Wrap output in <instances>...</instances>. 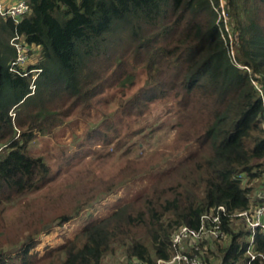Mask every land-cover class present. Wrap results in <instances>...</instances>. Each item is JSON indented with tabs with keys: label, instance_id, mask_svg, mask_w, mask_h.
Wrapping results in <instances>:
<instances>
[{
	"label": "trees",
	"instance_id": "1",
	"mask_svg": "<svg viewBox=\"0 0 264 264\" xmlns=\"http://www.w3.org/2000/svg\"><path fill=\"white\" fill-rule=\"evenodd\" d=\"M25 1L30 12L18 23L0 16V264H105L116 250L127 260L158 264L176 251L171 236L181 225H218L225 235L200 241L195 255L205 264H246L251 230L238 214L249 209L250 181L264 178V0L224 6L237 31L236 58L218 18L220 0ZM15 32L33 47L32 93L31 74L9 70ZM114 99V111L100 108ZM152 104L167 117L152 130L171 121L168 128L182 141L176 148L185 150L180 158L101 190L103 180L63 186L55 200L54 191L39 193L56 173L31 142L65 124L70 109L83 118L92 108L87 141L107 145L114 135L119 149L122 123L138 120ZM14 106L20 108L11 115ZM135 178L148 185L118 196L101 216L61 233L58 243L37 248L40 233L79 217L90 204L97 207ZM11 202L19 210L6 217ZM254 241L250 264H264V233L256 231Z\"/></svg>",
	"mask_w": 264,
	"mask_h": 264
},
{
	"label": "rangeland",
	"instance_id": "2",
	"mask_svg": "<svg viewBox=\"0 0 264 264\" xmlns=\"http://www.w3.org/2000/svg\"><path fill=\"white\" fill-rule=\"evenodd\" d=\"M220 2L221 5L228 6V0H220ZM225 12L228 14L226 7ZM219 16L223 17V12L221 10L219 11ZM227 22L228 36H230V54L232 58H236L235 48L233 46L234 39L232 38H234L233 36L236 35L237 31L234 30L233 20L228 19ZM231 27H233V31ZM37 56L38 53H33L31 59L36 62ZM138 86L139 82H136L130 90H135ZM35 89L36 87H34V90ZM34 90L31 89V93ZM116 105V99H114L101 105L100 108L102 110L105 109L104 112H110L114 111ZM18 109L14 106L11 115ZM93 111L92 108L87 109L85 112L87 114H83V119L79 115L80 111L78 109H70L65 124L53 128L49 135L37 136L31 142L32 148L42 150L47 162L56 173L48 186L44 187L39 193L46 194L50 191H54L53 196L55 200L56 195L60 191L59 188H63V186L69 187L74 183L90 184L103 180L101 183L97 184V190H101L106 185L110 184L111 181H118L126 174H133L140 170L144 171V169H147V172H154L163 166L165 167L170 160L180 158L185 151L183 148H176L177 146H181L182 141L173 137L175 131L173 128H168L171 121L166 120V124L162 126L161 129L157 130V132L152 130L154 124H158L160 121H163L164 118L167 119L164 114V109H162L160 104H152L138 120L130 117L126 123H122L119 128V140L124 142V145L120 146L119 149L115 147L116 138L113 137L114 135L111 136L114 141L107 145L102 144L97 138L87 141L91 123L95 120ZM137 129L139 130L138 133L135 132ZM193 147L194 146H190L187 151L193 149ZM124 167H127V169L121 175L120 171ZM136 179L137 178L133 180L131 185L126 183L125 185L117 187V193L108 195L103 201H98L97 207L93 208L92 204H90L91 207L84 209L79 217L74 218L64 225L54 226L49 233H40L38 238L42 240V243L38 245L37 248H41L47 243H58L61 241V237L59 236L61 233L70 235L84 224L86 220L101 216L118 196L126 197L128 195H133L140 192L148 185V182L143 180L138 181ZM135 181L137 182L135 183ZM261 182L262 179L259 178L250 181L249 185L253 187L252 193L259 187ZM33 198H35V196L31 195L25 197V200H32ZM52 203H55L56 208L60 205L58 202L56 204V201ZM18 210L19 206L17 202H11L7 206L5 216L10 217L18 212ZM129 260L125 259V255H123L120 250H116V252L114 251L103 258L105 264H128L130 263Z\"/></svg>",
	"mask_w": 264,
	"mask_h": 264
},
{
	"label": "built area",
	"instance_id": "3",
	"mask_svg": "<svg viewBox=\"0 0 264 264\" xmlns=\"http://www.w3.org/2000/svg\"><path fill=\"white\" fill-rule=\"evenodd\" d=\"M218 10V7L216 8ZM223 12V17L219 16V11ZM30 12V6L25 0H0V16L2 18H10L15 23L27 15ZM218 18L222 19L228 27L227 14L225 12L224 5H221L218 10ZM228 32V31H227ZM229 33V32H228ZM230 37V36H229ZM10 45L15 48L16 56L9 63V70L26 76L31 74L30 89L34 90L35 79L38 74V70H28V63L30 59V52L33 47L25 41V37L17 32L9 40ZM232 53V52H231ZM245 67V66H243ZM1 149V148H0ZM244 220H246L247 228L251 230V234L246 237L247 247L244 255L249 257L246 264H250L255 258L254 233L260 231L264 233V178L259 187L252 193L249 209L239 212L238 214ZM213 223H217L219 218L213 217L211 220ZM209 235L215 238H223L225 235L219 230L218 225L211 227L202 226L200 229L190 228L186 225H181L173 232L171 236L172 245L176 251L170 255L166 260L158 259V264H205L204 259H200L195 255V252L200 249V241L206 239ZM193 254L192 256H190ZM128 264H147L139 259H132Z\"/></svg>",
	"mask_w": 264,
	"mask_h": 264
},
{
	"label": "water",
	"instance_id": "4",
	"mask_svg": "<svg viewBox=\"0 0 264 264\" xmlns=\"http://www.w3.org/2000/svg\"><path fill=\"white\" fill-rule=\"evenodd\" d=\"M48 227H51V225H50V224L45 225V226H44V229H46V228H48Z\"/></svg>",
	"mask_w": 264,
	"mask_h": 264
}]
</instances>
